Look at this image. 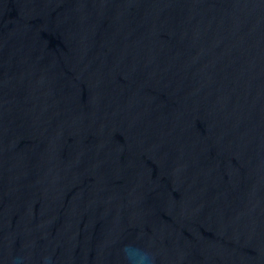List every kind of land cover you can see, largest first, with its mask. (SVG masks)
Listing matches in <instances>:
<instances>
[{
	"label": "water",
	"instance_id": "1",
	"mask_svg": "<svg viewBox=\"0 0 264 264\" xmlns=\"http://www.w3.org/2000/svg\"><path fill=\"white\" fill-rule=\"evenodd\" d=\"M264 264V0H0V264Z\"/></svg>",
	"mask_w": 264,
	"mask_h": 264
},
{
	"label": "clouds",
	"instance_id": "2",
	"mask_svg": "<svg viewBox=\"0 0 264 264\" xmlns=\"http://www.w3.org/2000/svg\"><path fill=\"white\" fill-rule=\"evenodd\" d=\"M122 253L126 264H155L154 256L149 251L135 244L124 245ZM13 264H23L22 258H15ZM44 264H51V259L49 257H45Z\"/></svg>",
	"mask_w": 264,
	"mask_h": 264
}]
</instances>
